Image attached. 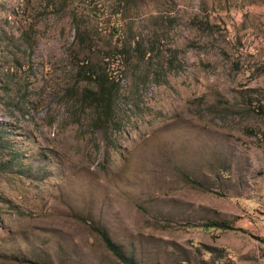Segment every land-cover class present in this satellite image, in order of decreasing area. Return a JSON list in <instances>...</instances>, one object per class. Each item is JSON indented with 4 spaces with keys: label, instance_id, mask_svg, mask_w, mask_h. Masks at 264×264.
<instances>
[{
    "label": "rangeland",
    "instance_id": "obj_1",
    "mask_svg": "<svg viewBox=\"0 0 264 264\" xmlns=\"http://www.w3.org/2000/svg\"><path fill=\"white\" fill-rule=\"evenodd\" d=\"M0 264H264V0H0Z\"/></svg>",
    "mask_w": 264,
    "mask_h": 264
},
{
    "label": "trees",
    "instance_id": "obj_2",
    "mask_svg": "<svg viewBox=\"0 0 264 264\" xmlns=\"http://www.w3.org/2000/svg\"><path fill=\"white\" fill-rule=\"evenodd\" d=\"M109 86L106 85L104 79H100L99 82L97 83V90L96 92H94L96 98L95 101L98 102V104L105 106L106 103L108 102V100H110V96H109ZM103 101V102H102ZM108 105H106L105 107H109L110 106V102L107 103ZM104 236V235H103ZM106 236H104L105 238ZM108 242L109 247L115 251V246L113 244L110 243V241H108V239H106ZM118 254V251H115Z\"/></svg>",
    "mask_w": 264,
    "mask_h": 264
}]
</instances>
